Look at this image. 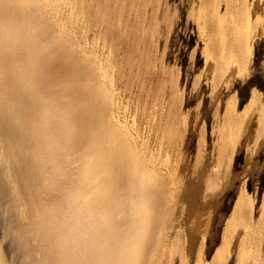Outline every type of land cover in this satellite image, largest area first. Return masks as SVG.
<instances>
[{
  "label": "bare ground",
  "instance_id": "1",
  "mask_svg": "<svg viewBox=\"0 0 264 264\" xmlns=\"http://www.w3.org/2000/svg\"><path fill=\"white\" fill-rule=\"evenodd\" d=\"M120 1L124 5L121 10L126 12L122 14L124 27L130 25L131 9L139 0L133 7L131 0ZM160 1L155 5L140 1L141 7H136L141 10V15L137 12L139 19L144 17L142 21L147 19L155 28L158 21L166 23L167 15L158 19ZM195 1L198 13H194ZM248 1L190 3L187 22L192 19L198 25L206 56L219 73L232 60L238 65V74L247 71L253 53L247 38L261 23L258 16L250 18ZM54 2L0 0V264H154L152 245L168 225L172 181L145 156L144 146L138 145L137 137L117 116L113 82L97 52L88 44L86 50L84 42L80 45L69 30L65 31L66 25H56L60 6L56 8ZM169 2L164 0L165 8ZM136 21L133 17L131 22ZM108 27L111 30V24ZM130 29L125 31L130 34ZM122 33L126 36L124 30ZM142 35L143 41L148 37L144 49L149 54L154 33ZM170 85L167 89L173 94ZM258 100L253 93L241 114L230 110L228 118L236 126L242 125ZM257 111L255 133L260 137L264 133V98ZM167 124L164 127L168 129ZM252 207L243 188L230 218H237L243 229L236 264H264L262 222L254 218ZM105 227L113 238L110 241L100 239ZM121 237L130 238L131 243L119 244ZM220 249L211 264H220L224 253Z\"/></svg>",
  "mask_w": 264,
  "mask_h": 264
},
{
  "label": "rangeland",
  "instance_id": "2",
  "mask_svg": "<svg viewBox=\"0 0 264 264\" xmlns=\"http://www.w3.org/2000/svg\"><path fill=\"white\" fill-rule=\"evenodd\" d=\"M114 1L53 0L56 8L60 6L57 9L60 23L57 15L55 19L59 27L65 28L66 25L65 31H70L80 45L83 46L84 42L85 49L88 47L97 52L98 61L113 82L111 86L115 90L113 98L117 116L137 137L138 145L144 146L145 156L166 171V179L170 176L173 188L172 200L168 201L170 216L167 227L154 238V264H211L220 246L224 252H221L220 264L238 263L236 247L243 229L237 224V218H230L243 188L253 202L254 218H260L262 222L260 239L263 244L260 248L264 250V133L260 137L255 133L257 108L264 98V0L248 1L250 18L258 16L261 23L258 25L260 29L257 28L254 35L247 38L253 53L247 63V71L239 74L238 65L232 59L226 63L225 72L219 73L212 59L207 58L205 41L200 36L198 25L192 19L187 22L193 0H170L167 8L161 0L158 19L167 15L168 21L167 25L158 21L156 28L148 24L147 19L143 22L144 17L139 19L141 10L138 9L142 3L139 7L138 4L142 0L137 4L138 0H131L132 7L133 3L136 4L132 9L130 7L131 12L136 11V15L130 12L132 26L127 24L129 26L126 25L125 29L123 24L126 23L122 20V14L126 15L122 11L124 5H121L122 1ZM158 1L148 0L154 5ZM193 4L197 9L194 13H198L197 2ZM133 17L134 21L138 18L141 22L133 24ZM108 22L109 27L105 25ZM110 24L111 30L106 28H110ZM126 29L136 34L132 36ZM150 32L154 33L155 41L148 54L144 49L148 37L144 36ZM140 35L145 38L144 41ZM154 68H157L158 74L153 71ZM148 77L149 83L146 80ZM170 84L175 90L173 94L167 89ZM253 93L260 100L245 115L242 125L236 126L235 121L228 118V112L235 110L236 114H241ZM166 120L168 129L164 127ZM226 241L230 243L225 244Z\"/></svg>",
  "mask_w": 264,
  "mask_h": 264
},
{
  "label": "clouds",
  "instance_id": "3",
  "mask_svg": "<svg viewBox=\"0 0 264 264\" xmlns=\"http://www.w3.org/2000/svg\"><path fill=\"white\" fill-rule=\"evenodd\" d=\"M100 239H102V240H109V241L113 239L111 237L110 233L108 232V230H107L106 227L101 230V232H100ZM118 242L121 245H127V244L131 243V240H130V238L121 237Z\"/></svg>",
  "mask_w": 264,
  "mask_h": 264
}]
</instances>
